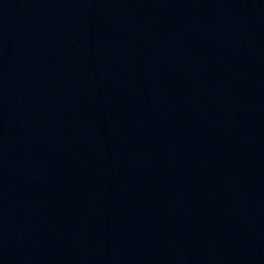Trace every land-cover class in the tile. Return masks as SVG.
Returning <instances> with one entry per match:
<instances>
[{
	"label": "water",
	"instance_id": "obj_1",
	"mask_svg": "<svg viewBox=\"0 0 264 264\" xmlns=\"http://www.w3.org/2000/svg\"><path fill=\"white\" fill-rule=\"evenodd\" d=\"M0 264H264V0H0Z\"/></svg>",
	"mask_w": 264,
	"mask_h": 264
}]
</instances>
